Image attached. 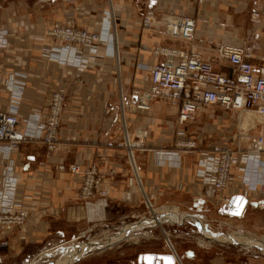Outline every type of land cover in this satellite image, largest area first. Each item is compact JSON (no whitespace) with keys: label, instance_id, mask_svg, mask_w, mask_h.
Returning a JSON list of instances; mask_svg holds the SVG:
<instances>
[{"label":"crops","instance_id":"crops-1","mask_svg":"<svg viewBox=\"0 0 264 264\" xmlns=\"http://www.w3.org/2000/svg\"><path fill=\"white\" fill-rule=\"evenodd\" d=\"M108 10H112L116 19V43L109 35L105 45L110 52L112 44H116L114 54L98 51L95 57L98 64L93 67L52 57L51 53L67 47L66 42L48 35L47 31L54 23L99 31ZM168 12L195 18L196 30L191 40H167L162 31L142 27L143 16L161 18ZM0 23L8 29L0 72V107L10 101L6 87L10 75L23 89L19 100V127L25 126V119L32 113H46L52 89L62 88L66 97L57 147L52 155L42 164L24 155L18 156V169L23 173L27 195L25 202L32 206L33 221L0 231V241L5 239L8 242L7 246H0V264H23L49 239L76 235L83 229L84 222L97 219L103 205L104 209L118 205L117 191L127 190L129 184L135 183L142 190L120 156L123 150L115 145L119 140V135L114 132L119 105L117 94L119 89L128 93L133 79L136 81L133 86L147 87L150 66L164 57L156 47L166 44L185 50L192 48L199 56L209 58L219 44L230 43L248 47L255 66L264 64V0H75L68 4L54 0L48 5H40L36 0H0ZM71 46L76 47V54L83 52L80 45ZM220 67L229 74L233 72L225 61H220ZM152 104L149 113L140 110L126 113L132 138L137 136L138 128L148 127L150 134L157 135L152 142L173 141L171 129L177 123L175 105L156 101ZM161 113L170 119L166 129H157ZM185 128L186 132L177 137L195 141L196 147L178 151L181 165L177 167L168 161H157L153 152L150 167L144 163V152L139 153L142 182L149 190V197L156 191L167 192L173 199L188 196L191 199L187 204L190 212L200 215V222L209 227L204 229L212 237L208 239L218 243L220 241L215 237L221 233L212 224L219 220L213 207L220 203L217 198L206 199L194 192L201 188L197 182L198 162L215 150L228 148L225 147L228 141L236 142V146L242 148L245 138L248 140L245 147L249 148L251 139L264 132V116L253 110L237 112L219 105H201ZM160 132L164 133L163 137ZM203 141H210V144L201 147ZM260 159L264 161V153ZM68 162H77L81 168H98L101 182L96 187L95 196L102 204L86 205L81 201L79 179L69 171L57 168L58 163ZM105 191H108L107 195L99 197ZM221 194L229 197L242 194L247 198L241 215L251 205L264 202V188L250 191L231 187L221 190ZM137 221L136 228L148 225L144 218ZM156 246V249L141 252L170 251L164 243ZM211 246L198 244L175 248V253L180 264H220V252L216 248L207 262L202 261L204 252H209ZM84 258L77 259L76 264H93L83 261ZM128 263L129 260L124 264Z\"/></svg>","mask_w":264,"mask_h":264},{"label":"built area","instance_id":"built-area-1","mask_svg":"<svg viewBox=\"0 0 264 264\" xmlns=\"http://www.w3.org/2000/svg\"><path fill=\"white\" fill-rule=\"evenodd\" d=\"M40 5L51 4L54 0H36ZM66 4L75 0H63ZM257 16V13L254 14ZM142 27L147 29L164 28L170 40L193 38L195 18L185 14H167L161 20L152 15L141 19ZM48 35L67 43L59 52L51 53L54 59L73 63L83 67L98 64L96 53L103 50L114 54L112 44L110 52L105 45L110 35L116 43V24L112 10L106 11L99 31H90L74 25L54 23L47 31ZM8 29L0 23V72L3 65L4 48L7 44ZM78 44L83 52L76 54ZM105 47V48H104ZM164 57L150 66L146 89L133 90L129 99L122 97V113L125 106L133 112L150 108L153 101L175 105L177 123L186 126L197 114L201 105H219L224 109L237 112L253 110L264 116V64L252 63L250 49L230 43H221L209 58L199 56L192 48L189 50L169 46L156 47ZM220 61H225L232 73L224 72ZM1 87V81H0ZM10 101L0 107V231L22 227L33 221L32 206L25 202V183L22 171L18 169V156L43 163L45 157L54 149L55 138L62 121L64 91L57 88L49 94L46 113H32L25 119V126H18L19 100L23 89L16 84L12 75L6 80ZM142 130V129H140ZM183 131V129H182ZM145 132V131H143ZM145 136V133H144ZM144 136L137 137L142 141ZM28 145L29 151L23 150ZM138 145V143H135ZM189 147L194 142L188 141ZM25 146V147H24ZM264 153V134L252 139L251 147L246 152L239 149L222 148L219 153L207 154L199 160L197 169L199 196L218 198L223 207L227 206L229 196L221 194L225 188L248 189L255 191L264 188V161L259 155ZM176 153L166 152L168 160ZM160 155V159L162 156ZM44 159V160H43ZM40 163V164H41ZM173 163L172 165H174ZM60 171L67 170L79 179V197L93 204L91 199L101 182L97 167L81 168L77 162L67 166L58 163ZM128 194H124L126 199ZM7 240H1L0 246H7Z\"/></svg>","mask_w":264,"mask_h":264},{"label":"rangeland","instance_id":"rangeland-1","mask_svg":"<svg viewBox=\"0 0 264 264\" xmlns=\"http://www.w3.org/2000/svg\"><path fill=\"white\" fill-rule=\"evenodd\" d=\"M167 14H173V13L168 12L165 15ZM164 16H161V18L159 19L161 20ZM115 24H116V19H115ZM149 30H160L165 35V39L167 40L169 39L167 35L165 34L164 28L162 26H160L158 29H149ZM90 31H96V30H90ZM162 46H167V45L164 44ZM135 82H136L135 79H133L132 87L130 88L128 93H124L123 91L121 92V89L118 90V94H117L118 100L117 101L119 105H117L118 106L117 113H116L117 119L115 120L117 125L115 126V129H114V132L119 135V140L116 142L115 145L119 146L120 150H123L120 156L123 157V161L125 162V164H127L132 174L131 175L132 178H134V175H133L134 171L129 161L128 147L126 146L127 141L125 143V136H124L125 129L123 128L122 123H121V118L123 114L121 100H122V97H127L128 100H130L129 96L131 95L133 90H142V89L147 88V87L140 88L137 86H133ZM57 88L52 89L51 92ZM65 98L66 97H65V92H64V103H65ZM63 112H64V106H63ZM125 113H135V112H133L129 107L125 106ZM62 117H63V114H62ZM159 117L161 121L157 122L158 123L157 129L158 128L166 129L167 127H169L167 120H170V119H167L164 113H161ZM61 124H62V121L58 129V135L55 138L54 149L48 154V157L51 156L52 153L56 150V147H57L56 139L59 137V130H60ZM128 129L130 130V127H128ZM142 130L145 131V136L143 137V139H141L142 141H139L140 138H138L137 136L133 138L134 141L138 143V145H133L132 148H133L134 154L137 157L139 156V153L144 152L145 165L150 164L149 161L151 159L152 152L155 153V157L156 159H158L157 161H159L161 160L160 155H163L166 152H173V153L177 152L178 153V151L181 149L189 150L190 148L196 147L195 141L186 139L183 137H180V138L177 137L179 133L183 134L186 132V128L184 126L179 125L178 123H176L175 128L171 129V131L173 130L174 132L173 141L156 140V142H152L153 138L154 139L157 138V135L153 134L154 132H151L150 134L148 132V127H144L142 128ZM148 133L151 136H149ZM163 134L164 133L160 132L159 135L160 136L162 135L163 137L164 136ZM188 141L194 142V146L189 147L187 145ZM245 141L248 142V140L244 138L241 143L242 148L238 144H237L238 146H236V142H233V141H228L225 147H228V148L231 147L230 149L233 151L240 148L242 152H246L251 147V145L249 146V148L245 147V144H244L246 143ZM251 143H252V139H251ZM209 144H210V141H203L202 144L200 145L201 147H206ZM30 149L31 148H29L28 145H26V148H23L22 146L21 152H23V150L29 151ZM220 151H221L220 149L215 150L213 153L214 154L219 153ZM48 157L47 158L45 157V160L43 159L44 160L43 163L46 162ZM37 163L40 164L41 162L38 161ZM70 163L72 162H68L64 164L67 166ZM181 187L183 188V185ZM144 189H145L144 184H143V189L140 191L139 187H136V184L134 183L132 185L129 184V187L127 190H118L117 196H116L117 201L119 203L118 205H112V206L106 207V209H104V205H103V209L101 210V213L98 215L95 221L84 222L85 225L82 226L83 229L78 231L76 235H73V236L66 235L64 237H54V239H49V241L46 244H43V247L42 249H40V251H38L34 255H31L29 259H27L25 263L23 264H29V263L30 264H53V263H56L60 259H62L66 253L69 252L65 250L66 244H67V247H70V244H71V246L74 247L73 249L77 250L79 249L80 244L88 243L91 241L105 242L107 240H110L112 237L114 238L116 236H119L123 230H126L127 234L139 233L141 235L139 238H135V239L131 238L129 240H123V241L120 240L116 242L115 244H111L110 245L111 247L108 246V247H105L104 249H99L98 246H93L94 248L91 247V249L85 253V258L82 260L86 262L89 261L93 264H124L126 263V261L129 260L128 264H136L137 255L141 253V251L156 249L157 248L156 244L158 243H164L170 250V247L167 243L166 235L161 227L150 224V225H144L143 227H140V228H136L139 225V223H137L138 219L144 218L145 220L149 217H152V218L154 217L151 207H149L146 197L144 196V193H145ZM146 191H147L146 194L147 193L149 194V190L146 189ZM106 192L108 191L103 192L102 195H100L99 197L106 196L107 195ZM194 192L198 194L197 190L196 191L194 190ZM126 193L128 194V196L126 199H124L123 197H124V194ZM95 195H96V189H95ZM95 195L91 199L93 204L96 202L98 204H102L103 202H101V200L97 201L98 199H96ZM169 196L170 195L167 192H162V191H156L154 195L151 194L150 200L152 202L153 209H156L158 211V210H163L165 207L173 206L177 208L179 211H181L183 214H197V213L190 212V207L187 204L191 201V199H189L188 196H181L176 199L175 198L173 199L171 197L172 195L170 197ZM79 198L81 199V201H83V203L88 205L84 198L82 197H79ZM133 199H135V202H133ZM219 200H220V197H219ZM225 207H223L222 204L220 205L218 204L213 207V210L216 215L215 217L219 218V220H216V221L214 220L212 225L215 227V229L219 233H223L221 234V237L222 235H227V237H229V233H231V231H239L241 236L237 238L231 237L232 240L230 239V242L220 241L218 243L217 242L215 243L214 241L209 242L206 240L207 243L203 246L212 245L211 246L212 248L210 250L205 249V250H209V252H204L202 256V261L207 262V258H210V256L217 249L216 251L220 252V264H264V249H263L264 248V244H263L264 242V202L256 206L251 205V207H248L247 210L244 212V215H241L240 217L229 214L228 212L224 210ZM162 225L163 227H165L167 231L170 232V239L175 248L183 249V248L190 247L192 245H198V244L202 245L199 237L204 235V233L201 231V228L198 227V224L193 222L191 219L183 220L181 224L176 223V222L175 223L163 222ZM202 225L204 229L205 228L207 229L208 225H206L205 223H202ZM252 243H255L256 246L251 245ZM257 244L260 246H258ZM77 259H75L71 264H74V263L76 264ZM16 264H20V263H16Z\"/></svg>","mask_w":264,"mask_h":264},{"label":"bare ground","instance_id":"bare-ground-1","mask_svg":"<svg viewBox=\"0 0 264 264\" xmlns=\"http://www.w3.org/2000/svg\"><path fill=\"white\" fill-rule=\"evenodd\" d=\"M177 40H183V39H177ZM152 108H153V104L151 102L150 108L148 109V111L147 110H143V111H145L146 113H149V112L152 111ZM244 111H246V110H243L241 112H244ZM122 121H123V126L125 128V135L124 136H125V143L127 141L126 146L128 147L129 161H130V164L132 165V168H133V171H134V175H135V179H136L137 183L139 184V186L143 189L142 175H141V171H140L139 162H138L137 156L134 154V151H133V148H132V146L135 145L136 142L134 141V139L132 138V136H131V134H130V132L128 130V126H127L128 124H127V120H126L125 109H123L121 123H122ZM136 132H137V134L139 136H144V133H145V132H143V130H140V128H138ZM263 134H264V132H263ZM260 155H259V159H260ZM162 159H163L162 161H168V162H170V164L175 163L174 164L175 167L181 165V159H180V154L179 153H177L176 155H174L173 159H171V160H168V158L165 157L164 155L162 156ZM144 191H145L144 196L146 197V200L148 202V205H149V207H151V210H152L153 215H154L153 218L151 217V218L145 219V223L148 224V225H150V224L157 225V226H159V227L162 228V230L164 231V233L166 235V239H167V243H168V245L170 247V251H173L174 254L176 255V253H175V247L173 246L172 241L170 239V232L167 231L165 229V227H163V225H162L163 222H167V223H175L176 222V223L181 224V222H183V220L191 219L192 221H194V222H196L198 224V221L193 218L194 217V214H183L181 211H179L177 208H175L173 206H171V207H165L163 210H158V211L156 209H153V205H152V202L150 200V197H149L148 194H146V189H144ZM201 231L204 233V235H202L201 237H199L200 238V242H201L202 245H205L207 243V241H209V242L211 241V239H208V238H212V237H210V233L206 232L203 228H201ZM221 234H223V233H221ZM140 235L141 234H139V233H137V234H127L126 230H123L120 233L119 236H116L114 238L112 237L110 240H107L105 242H101V241H91V242H88V243L80 244L79 249H77V250H74L73 249L74 247L71 246V244H70V247H67V244H66L65 250L67 252L68 251L69 252L66 253L65 256L62 259H60L58 262L53 263V264H71L75 259H77L79 257L85 256V253L88 250H90L91 247H93V246H98L99 249H104L105 247H108L111 244H115L116 242H118L120 240H122V241L123 240H129L131 238L135 239V238H139ZM240 236L241 235H240V232L239 231H231V233H229V237H227V235H222V237H221V235H218L217 234V236L215 238H217L218 241H223V242L224 241H228V242H230L231 237H233V238L236 237L237 238V237H240ZM263 244H264V242H263ZM258 246H260V245H258ZM47 250H45V251H47ZM177 258H178V256H177Z\"/></svg>","mask_w":264,"mask_h":264},{"label":"water","instance_id":"water-1","mask_svg":"<svg viewBox=\"0 0 264 264\" xmlns=\"http://www.w3.org/2000/svg\"><path fill=\"white\" fill-rule=\"evenodd\" d=\"M247 204V198L242 194H233L229 197L227 206L224 208L229 214L240 216ZM200 215L194 214V219L198 221V227L203 228L200 222ZM204 229V228H203ZM251 245L256 246L255 243ZM136 264H180L173 251L167 253L141 252L137 255Z\"/></svg>","mask_w":264,"mask_h":264}]
</instances>
